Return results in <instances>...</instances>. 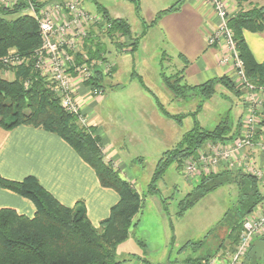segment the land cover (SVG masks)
I'll return each mask as SVG.
<instances>
[{
    "label": "trees",
    "instance_id": "obj_1",
    "mask_svg": "<svg viewBox=\"0 0 264 264\" xmlns=\"http://www.w3.org/2000/svg\"><path fill=\"white\" fill-rule=\"evenodd\" d=\"M130 1L136 4L137 14L146 27L156 23L161 15L177 10L182 2L179 0L169 9L160 11L149 25L140 14V0ZM26 6L25 3H19L13 7H0V69H13L15 76L10 80L0 72V127L12 130L20 125H30L58 134L95 170L102 186L117 191L119 201L97 227L88 217L83 201L73 207L62 204L35 176L30 175L23 180L0 176L1 187L30 199L36 206L33 217L19 214L13 208L0 209V264H122L116 258L117 247L128 239L131 227L137 225L134 217L144 207V196L121 176L112 161L105 160L103 144L96 127L83 125L76 115L63 108L59 96L36 68L37 50L42 45V37L36 18L26 11ZM100 14L109 27L100 25L98 30L94 28L89 32V37L84 42L88 60L112 62L107 56V42L117 52L134 54L145 33L140 37H133L128 20L111 17L104 7H101ZM12 15L16 16L10 18ZM228 25L233 31L236 49L244 62L248 80L264 87V62L256 61L244 37L246 30L264 32V5L247 10L239 9L228 17ZM12 54L22 58V63L4 66L1 60ZM81 57L79 55L77 59L83 60ZM114 72L113 67L109 75ZM132 76L138 77L144 89L154 96L163 114L178 122L189 115L194 118L193 127L183 134L180 142L161 155L148 188L149 193L156 194L159 193L156 183L172 164L182 168L187 159L199 155L207 142L218 143L235 138L232 121L228 117L209 130L200 124L197 115L204 102L216 93L218 84L238 95L242 89L228 75L203 84L189 85L183 82V70L168 74L162 67L163 83L175 99L201 97L195 112L171 114L147 87L142 76L136 72ZM102 81L101 74L95 84L99 85ZM231 185L238 192L237 201L225 212L217 227L228 229L220 248L234 252L246 218L264 204V174L258 176L242 168L202 172L199 183L180 201L178 215L184 214L212 191ZM205 238L190 244L201 249ZM261 246H264V235L252 240L242 264H249L250 259L256 261L264 257ZM211 255L199 256L194 260L200 264H208ZM221 257L224 259L225 254Z\"/></svg>",
    "mask_w": 264,
    "mask_h": 264
},
{
    "label": "crops",
    "instance_id": "obj_2",
    "mask_svg": "<svg viewBox=\"0 0 264 264\" xmlns=\"http://www.w3.org/2000/svg\"><path fill=\"white\" fill-rule=\"evenodd\" d=\"M80 1L83 5L84 0ZM140 1H142V4L144 1L153 3L155 9L150 14L143 15L142 8L140 9V14L144 20L151 22L160 11L169 9L179 0ZM225 2L229 13L234 14L239 10L236 0H225ZM101 7L104 6L97 3L98 12H100ZM106 10L113 18L128 20L119 15H117L118 17L113 16L109 9L106 8ZM219 23L220 18L208 0H182L177 10L161 15L157 22L149 27L144 24L146 31L141 37L140 43L149 37L157 38L160 50H163V60L176 61V63L174 62L175 69L183 70V82L189 85L203 84L224 75L230 76L236 82L233 63L221 62L223 56L227 53L225 41L220 40L214 46L208 43L209 36L216 31ZM244 37L256 61L264 62V32L256 33L246 30L244 31ZM134 54H131L134 61L133 68L137 60ZM112 63L115 72L103 78V95L101 97L94 96L86 84L76 80L77 99L88 125L96 127L97 134L101 137L105 160L112 161L113 165L119 169L121 176L129 180L138 189L137 178L133 175L132 170L128 168L127 163L129 161H126V158H131V160L129 159L130 162L135 159L139 163H145V157L138 150L140 145L135 150L133 145L136 142H142L145 149L148 151L152 149L161 156L165 151L177 145L183 134L188 131L184 129V121L187 116L183 117L181 122L166 116L156 104L154 96L153 104L150 100L151 104H145L143 100L148 99V97L141 96L142 94L137 91L138 89L133 88L130 90V84L113 80L119 70L118 64L114 61ZM162 67L164 66L161 63L159 65L160 75ZM133 72L142 76L135 68ZM135 78L138 77L131 76L130 83ZM107 85L111 90L109 93H105ZM161 85L169 91L163 80ZM218 89L223 96L228 91L234 93L237 97H241L242 94L241 92L238 95L221 84L216 86V91ZM143 90L147 95H150V92L145 90L144 87ZM169 92L168 100L171 102L181 103L186 102L188 99H175L172 92ZM192 100H196V96H193ZM100 105L109 110L110 115L99 113L98 106ZM242 105H244L243 99ZM197 107L198 105L195 102H191L189 111L184 108L185 111L179 110L176 113H171L166 109L171 114H189L195 112ZM245 112L244 105L243 111L238 113V117L234 119L235 121H232L233 132L236 134L235 138L243 129ZM171 133H174V135ZM259 134L261 135L260 139L264 142V122ZM164 140H170L171 145H168L170 147L157 151L158 144ZM222 142L228 143L230 140ZM208 145L209 143L204 144L202 149L205 150ZM244 154L245 152L237 155L241 167L235 169L242 168L249 171L242 165L246 163ZM246 154L253 159L255 168L261 170L264 174L262 170L264 169V149L246 152ZM158 161H154L155 169ZM224 168L226 167L221 165L214 171ZM30 175L38 178L48 191L68 207H73L78 202L83 201L88 217L97 227L103 219L109 216L111 208L119 201L117 191L102 186L95 170L58 134L30 125H20L12 130L0 127V176L11 180H23ZM2 208H13L19 214L29 217H33L36 213V206L30 199L0 186V209ZM263 210L264 204L258 207L256 212ZM263 235L264 231L260 236ZM249 264H264V257L256 261L250 259Z\"/></svg>",
    "mask_w": 264,
    "mask_h": 264
},
{
    "label": "rangeland",
    "instance_id": "obj_3",
    "mask_svg": "<svg viewBox=\"0 0 264 264\" xmlns=\"http://www.w3.org/2000/svg\"><path fill=\"white\" fill-rule=\"evenodd\" d=\"M223 2L227 9L225 0ZM97 3L109 9L113 16L118 17L117 15H119L127 18L132 27V35L134 37H140L145 33L146 27L138 17L137 7L134 2L130 0H84L83 7L93 15L100 17L101 14L97 10ZM25 4L27 5V3ZM236 4L239 5V9L243 8L247 10L254 6L264 5V0H236ZM140 6L143 15H146V13L150 14L155 9L153 3L150 2L144 1L142 4V1H140ZM231 15L232 13H229V16ZM15 16L12 15L9 17L13 18ZM151 22L148 21L147 23L150 25ZM156 39L149 37L141 43L139 42L134 54V57L137 59L134 68L142 75L147 87L157 95L159 100L171 113H176L179 110L185 111L184 108L189 111L191 109L189 108L191 102H195L198 105L201 97L196 96V100H192L193 96H191L188 97L186 102L181 103L168 100V94L170 92L161 85L163 79L159 74V65L162 63L165 72L168 74H174L177 70L180 71V69H175L174 62L176 63V61L163 60V50H160L159 43ZM107 47L108 58L118 64L119 73L113 80H118L124 84L128 83V85L130 84V90L133 88L138 89L137 91L142 94L141 96L148 97V99L143 100L145 104H151L149 100L153 104V95L151 93H149L150 95L145 93L138 78H135L130 83L134 71L132 53L117 52L115 47L109 44V42H107ZM13 72V69L5 68V74L2 73L1 75L13 80L15 78ZM110 91L107 85L105 93H109ZM243 96L244 94L242 93L241 97H237L229 91L223 96L218 89L211 99L204 102L198 114L200 124L204 128L211 130L227 117L233 121L238 117V113L243 111ZM98 111L104 115L106 113L110 115V111L104 109L102 105L98 106ZM246 115L247 112L244 118ZM193 124V116H187V119L184 121V129L186 131L190 130ZM171 134L174 135V133ZM170 143V140L161 141L157 146V151H160V149H168L170 147L168 145H171ZM207 143L209 145L205 147V150L201 149V153L208 150L214 144L212 141ZM138 145H140L138 150L145 157V163H139L135 159L130 162L131 158H126V161H129L127 163L128 168L132 170L133 175L137 178L138 189L133 186L137 191L139 190L138 193L140 195L144 196V207L134 217V222H137V225L131 227L128 239L118 245L116 251L117 260L121 261L122 264H200L194 259L199 256L212 254L208 262V264H211L215 258L222 260L221 255L223 254L227 258L232 252L226 251L228 249L220 248V246L224 242L223 240L226 239L228 229L227 227L219 228L217 226L225 212L235 205L238 196L236 188L231 185L217 189L200 199L194 206L186 210L184 214L178 215L180 201L199 183L202 170L196 171L192 175H186L183 170L185 163L182 168H178L177 164L174 163L156 183L159 193H149L148 188L155 169L154 161L159 160L161 156L152 149L150 151L145 149L142 142H136L133 145V149L135 150ZM102 149L104 152L103 145ZM262 170L264 171V169ZM204 238L206 240L201 249L195 248L194 245L190 244V242H196ZM260 249L263 250L264 246H261ZM247 255L243 257L242 263ZM187 260H190V262L188 263Z\"/></svg>",
    "mask_w": 264,
    "mask_h": 264
},
{
    "label": "built area",
    "instance_id": "obj_4",
    "mask_svg": "<svg viewBox=\"0 0 264 264\" xmlns=\"http://www.w3.org/2000/svg\"><path fill=\"white\" fill-rule=\"evenodd\" d=\"M208 2L220 18L219 26L209 36L208 43L214 46L220 40L225 41L227 53L221 62L233 63L236 83L244 94L247 115L243 121V129L236 138L228 143H214L196 158L187 159L183 170L186 175H192L199 170L210 173L221 165L229 169L240 168L237 155L245 152L246 163L242 165L262 176L263 172L255 168L253 159L246 152L264 149V142L259 134L264 122V87L253 84L246 76L244 62L238 54L233 31L228 25L229 12L223 0ZM19 3H27L26 11L34 15L39 25L42 45L37 50L36 68L59 96L62 107L76 115L82 124L88 125L77 99L75 81L86 84L94 96L103 95L104 85L102 82L95 84L96 79L101 74L103 78L108 76L114 65L102 59L88 60L84 42L91 30H98L100 25L104 28L109 25L105 24L102 15L99 17L86 10L80 0H0V7H13ZM79 55L83 60L77 59ZM1 61L4 66H17L23 59L12 54ZM0 72L5 74V69H0ZM263 231L264 210L246 218L237 247L229 258H215L211 264H241L252 240Z\"/></svg>",
    "mask_w": 264,
    "mask_h": 264
}]
</instances>
